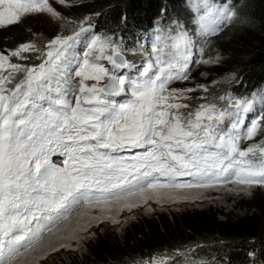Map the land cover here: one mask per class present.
Masks as SVG:
<instances>
[{"label": "snow or ice", "instance_id": "6c2138e0", "mask_svg": "<svg viewBox=\"0 0 264 264\" xmlns=\"http://www.w3.org/2000/svg\"><path fill=\"white\" fill-rule=\"evenodd\" d=\"M185 3L195 28L157 21L150 45L131 49L93 31L92 16L68 21L50 0H0V27L42 14L74 25L44 45L0 51V264H16L80 208L120 223L113 208L160 202L170 190L264 187V90L193 105L190 94L208 93L206 85L171 87L189 80L196 37H215L238 18L227 0ZM198 247L132 264H204L189 255Z\"/></svg>", "mask_w": 264, "mask_h": 264}, {"label": "trees", "instance_id": "16d2710c", "mask_svg": "<svg viewBox=\"0 0 264 264\" xmlns=\"http://www.w3.org/2000/svg\"><path fill=\"white\" fill-rule=\"evenodd\" d=\"M67 1L72 2L69 15L71 21H80L84 17L92 16L93 31L112 34L122 40L125 47L131 49L139 48L142 44L145 47L150 45L157 21L165 23L178 18L186 26L192 24L191 13L185 0ZM217 2L223 3L224 0ZM245 2L249 7L239 9L238 6ZM227 3L230 6L234 5L238 14V18L232 23L234 28H245L259 35L261 43L254 48L241 67L239 71L241 77L235 87H228L229 89L215 93L212 92L216 90L215 87L209 82L206 85L209 88L208 93L203 91L191 93L193 105L203 102L196 97L207 96L208 100H212L214 96L223 95L225 92L248 96L253 92L259 93L264 90V0H227ZM181 7L185 8L184 12H180ZM162 9H166L163 19H161ZM41 25L44 24L36 25L21 21L0 28V51L12 50L20 44L30 42L44 45L59 34V31H56L41 39L34 37L33 30H37ZM73 27L72 24L62 33L70 34ZM199 38L205 39L200 36ZM246 41L247 38L242 39L239 45L244 46ZM128 58L138 63L141 59L139 55L131 54ZM13 59L15 62V58ZM32 62L23 61V63ZM34 62L39 63V61ZM197 85L203 84L197 83ZM197 244L200 247L195 248L189 255L198 257L204 261V264H264V204H261L258 213L235 222L231 218L220 221L217 215L210 212L186 213L172 218L165 215L163 221L157 216L146 220L144 226L140 222L133 224L121 240L109 235L99 237L90 246V251L93 259L98 263L132 264L134 258L139 260L162 252L174 253L175 250L183 251L186 246L194 248ZM251 252H255V256H250ZM182 259L177 257L178 261Z\"/></svg>", "mask_w": 264, "mask_h": 264}, {"label": "rangeland", "instance_id": "374dc122", "mask_svg": "<svg viewBox=\"0 0 264 264\" xmlns=\"http://www.w3.org/2000/svg\"><path fill=\"white\" fill-rule=\"evenodd\" d=\"M50 3L62 16L71 21L69 19L71 1H67L70 6L61 5L57 0H50ZM247 7L249 5L246 2L238 6L239 9H246ZM184 10V7L180 8V12H184ZM21 21L47 25L46 27L41 25L37 30H33V36L40 39L48 36L51 32L59 31L58 33L61 34L64 29L67 30L72 26L71 23H65L54 18L50 19L43 14L23 18ZM187 27L192 30L195 25L192 23L188 24ZM246 38V44L241 47L239 43ZM196 39L200 46L197 45L194 50L193 59L195 63L191 69L189 80L177 82L171 87L195 88L197 83L207 85L212 82L216 89L212 92L215 93L228 87H235L241 77V72H239L241 67L245 64L249 54L261 43L259 35L249 32L245 28L236 29L232 23L217 36L205 38L207 43L204 42L205 39L202 40L199 36ZM198 47L199 49L203 47L202 54ZM202 59H211L212 62L204 64L200 62ZM190 95L192 96V94ZM62 159L63 157L60 156L53 157L57 163ZM189 179L191 178L184 177L181 178V181ZM169 196L174 197V199L168 198ZM261 204H264V187L254 186L247 190H241L240 186L229 184L207 189L170 190L160 202L152 199L147 204L142 203L140 207L133 208L131 211L127 209L119 211L118 208H113L112 215L120 223H113L108 219H104V222L100 223L92 219L93 216H102L98 208L91 210L80 208L76 213H73L69 220L61 223L55 232L45 233L43 240L35 249L25 253L17 260L16 264H103L93 259L90 246L95 243L96 239L104 235L123 239L126 231L135 223L140 222L144 226L146 220H151L157 216L163 221L165 215L172 218L175 215L180 217L186 213L203 212L217 215L220 221L231 218L235 222L258 213ZM84 211H88L89 214L80 216L79 213ZM86 225L88 231H81ZM61 245H70V247H61ZM53 248L59 250L52 251ZM41 256L44 259H41Z\"/></svg>", "mask_w": 264, "mask_h": 264}]
</instances>
